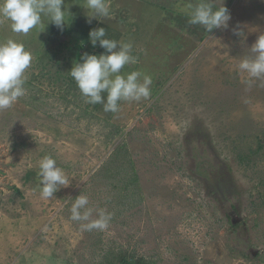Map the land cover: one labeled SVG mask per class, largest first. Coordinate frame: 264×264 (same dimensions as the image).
<instances>
[{
    "label": "rangeland",
    "instance_id": "1",
    "mask_svg": "<svg viewBox=\"0 0 264 264\" xmlns=\"http://www.w3.org/2000/svg\"><path fill=\"white\" fill-rule=\"evenodd\" d=\"M85 2L64 0V30L103 27L131 42L137 63L120 74L151 76V97L119 102L118 115L85 103L66 50L52 54L68 35L43 15L26 36L0 19V43L33 57L26 94L0 111V264H264V88L246 92L237 68L264 33V0H210L231 15L211 32L188 23L186 5L200 0H106L114 18L91 24ZM44 156L70 181L50 200L40 197ZM212 171L230 174L226 187ZM80 194L93 218L112 214L107 230L70 220Z\"/></svg>",
    "mask_w": 264,
    "mask_h": 264
},
{
    "label": "clouds",
    "instance_id": "2",
    "mask_svg": "<svg viewBox=\"0 0 264 264\" xmlns=\"http://www.w3.org/2000/svg\"><path fill=\"white\" fill-rule=\"evenodd\" d=\"M62 5L64 0H0V19L8 20L11 31L17 35H28L42 23V15L63 31L67 22ZM83 7L87 9L89 24L93 19L103 22L114 18L106 0H86ZM186 9L190 10L188 23L201 25L207 32L227 29L229 26L231 15L223 4L214 9L210 0H200L195 5H186ZM232 31L236 36H244L239 25ZM105 36L106 30L103 27L90 30L92 46L96 47L99 42L105 52L99 56L84 53L81 57L82 63L76 62L68 74L76 82L85 103L102 104L104 112L118 115L121 111L119 102L131 103L150 99L152 78L139 71H132L126 77L121 75L125 65L137 63V57L131 54L133 45L131 42H117ZM249 51L250 55L242 58L237 65L238 71L246 74V78L241 81L246 92L254 85L264 88V33L258 36ZM32 60V54L25 50L22 43L13 39L0 43V111L11 108L26 94L25 73L31 67ZM257 81L259 84H256ZM104 93L107 94L106 102L102 95ZM38 168L42 199L50 200L61 186H69L68 177L50 156H44L38 162ZM88 204L89 200L85 195L77 196L70 208V220L78 222L82 231L107 230L112 214L105 209H99L98 218H93L94 209L87 207Z\"/></svg>",
    "mask_w": 264,
    "mask_h": 264
},
{
    "label": "trees",
    "instance_id": "3",
    "mask_svg": "<svg viewBox=\"0 0 264 264\" xmlns=\"http://www.w3.org/2000/svg\"><path fill=\"white\" fill-rule=\"evenodd\" d=\"M51 24L46 23V26H48L51 30V32L55 33L56 30L55 28H51L50 26ZM80 28H77L75 30H63V33H65V35H68V38L65 41H62L61 43H59L57 46L54 47V52L52 53L53 55H55L56 53H64V50H66V53L64 55H66L65 57H67L68 59L63 58L62 60H64L66 63L71 64V67L69 66V71L71 70V68L74 66V64L76 62H81V57L84 53H86L87 49H89L88 47H90V39H89V34H87V32L83 31L82 33H80ZM50 32V37L53 36L54 34ZM49 33V32H48ZM55 38V35H54ZM51 42V40H50ZM99 43V42H98ZM93 47V46H92ZM136 65H134L135 67ZM134 67L132 68V70H134ZM139 69V66H138ZM131 73V72H130ZM127 72V74H130ZM69 81L72 84V88H77L75 86L74 83V79L72 77H68ZM75 94V93H74ZM220 164V163H219ZM222 166V164H220ZM199 172V171H198ZM200 173H204L203 171H200ZM212 173V181L213 183L217 182V185H219V188H221L223 185L226 187V183L225 181L229 180V176L230 174L228 173ZM208 174V172H207ZM205 175V179H207L206 174ZM134 178V177H133ZM210 188H212L214 185H208ZM118 264H126L125 259L124 258H117Z\"/></svg>",
    "mask_w": 264,
    "mask_h": 264
}]
</instances>
